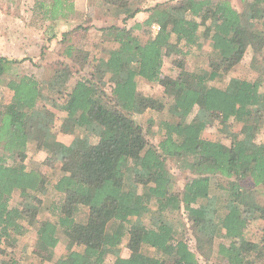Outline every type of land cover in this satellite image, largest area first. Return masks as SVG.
Returning <instances> with one entry per match:
<instances>
[{
    "label": "trees",
    "instance_id": "trees-1",
    "mask_svg": "<svg viewBox=\"0 0 264 264\" xmlns=\"http://www.w3.org/2000/svg\"><path fill=\"white\" fill-rule=\"evenodd\" d=\"M111 1L121 4L124 23L145 9L143 0ZM245 2V13L231 0L159 3L146 8L142 22L99 28L84 49L72 42L80 27L73 0L35 1L45 20L77 26L62 31L63 61L49 63L41 78L10 76L13 60L0 56V82L12 91L0 105V258H8L1 264H24L19 244L37 221L33 246L47 254L40 264L53 258L63 233L70 238L56 264H107L109 254L111 264H202L198 252L214 250L220 236L217 252L226 264L264 256V203L256 191L264 185V79L210 83L227 78L249 47L264 59V0ZM154 23L160 29L150 37ZM203 40L210 47L203 68L188 71L179 62L178 76L163 75L165 57L185 58ZM140 79L172 96L158 145L127 113L164 110L139 90ZM58 101L72 124L70 143L52 135L56 112L49 104ZM209 127L219 135L209 136ZM48 147L55 155L29 163ZM168 158L192 174L182 190L174 188ZM14 191L19 206L10 204ZM44 204L48 216L38 220ZM205 221L217 231L203 230ZM252 224L256 239L245 234ZM122 245L130 256L121 255Z\"/></svg>",
    "mask_w": 264,
    "mask_h": 264
},
{
    "label": "rangeland",
    "instance_id": "rangeland-1",
    "mask_svg": "<svg viewBox=\"0 0 264 264\" xmlns=\"http://www.w3.org/2000/svg\"><path fill=\"white\" fill-rule=\"evenodd\" d=\"M35 1L36 0H0V56H7L13 60L10 72L13 74L10 76H14L15 74H33L37 78H41L45 68L49 66V63L53 65L63 61V55L61 53L62 31L70 30L75 24V21L80 25V27L76 33L73 34L72 42H74L78 47L84 49L93 47L97 37L101 34L99 28L110 25L121 26L124 24L130 27L138 21L135 17H132L127 19L124 23L125 15L121 13L123 9L121 4L119 5L118 3V5H115L111 0H82L81 2H79V0H73L75 8H77L75 12L76 19L74 22L72 20L69 26H63L61 24L62 20L60 19L56 21H50L49 19L45 20L42 13L36 8L37 4ZM170 1L173 0H143L141 3H139V0H136L135 2H138L142 7H145V9L141 12L148 15L146 8ZM231 1L238 9H240L242 13L246 12V0ZM245 20L246 23L251 25L248 18ZM74 26L76 27L77 25L75 24ZM134 33L139 35L142 40L149 37L143 34L139 29H135ZM155 34L156 32L153 29L152 24L150 37ZM203 41L204 45L202 48L192 50V52L190 51L185 58H181L177 54L165 57L163 75L173 78L178 76L182 70V68L178 65L179 62H182L184 69L188 71H197L203 68L206 65L210 53V47L208 46L209 41ZM112 45V42L107 44L108 47ZM247 50L248 51L242 61L228 73L227 78L216 79L210 83L223 85L231 76H238L250 80H254L259 76H262L264 79V59L258 57L252 47H249ZM5 77L8 78L9 76L6 75ZM138 88L144 94L153 96L164 105V110L162 111L155 109H147L145 111H127L129 116L134 118L135 121L139 122L143 126L149 141L158 145L164 137L160 123L167 115L168 105L172 102V96L169 92H167L165 87L158 82L153 83L140 79L138 82ZM11 95L12 91L5 85L4 82H0V105L9 103ZM49 105L53 111L56 112V117L55 119L53 117L52 122V135L54 139L58 141L72 139L74 137V133H72V124L60 110L61 103L58 101L52 104L50 103ZM206 133L209 136H215L219 135V130L215 127H209L206 130ZM258 140L259 142L264 143V127L258 136ZM53 147L41 150L38 155L29 159V163L32 165H38L41 160L46 158V156L55 155ZM167 166L173 176L175 190H182L186 181L192 177V174L182 168L181 162H179L176 158H168ZM217 180L218 179L216 177H213V181L215 183H217ZM249 184L253 185L250 181ZM143 188V185L139 186L140 190ZM256 191L259 193V200L264 203V185L258 186ZM14 192L15 193L10 200V204L11 206H19L21 205L23 199L20 192ZM169 215L172 216L173 214L170 213ZM47 216V204H44L39 211L38 220ZM81 218H83V216ZM37 222H33L29 225V234L23 238L19 244L18 257L23 259L21 262L24 264H40V258H47L46 253L37 250L33 246L36 229L38 227ZM201 227L203 230L212 233L217 231V225L211 222L205 221ZM186 228L187 230H190L189 223H187ZM255 228V224H252V227H250V229H248L245 233L246 237L256 239V235H254ZM69 238L68 233H63L56 253L52 259H47L45 261L46 264H56L55 260H57L59 255L67 248ZM220 241L221 236L216 237L214 250L210 249L206 251V254L198 252V257L202 264H226L221 257L222 255L217 252ZM189 243L191 244V247L194 248L193 245L195 244V238L189 239ZM121 255H123V257L130 256L131 251L128 250L126 246L122 245ZM258 256L259 257L254 259L256 260V264H264V256ZM6 259L8 258L1 257L0 261ZM114 259L115 255L109 254L105 261L107 264H111Z\"/></svg>",
    "mask_w": 264,
    "mask_h": 264
},
{
    "label": "crops",
    "instance_id": "crops-1",
    "mask_svg": "<svg viewBox=\"0 0 264 264\" xmlns=\"http://www.w3.org/2000/svg\"><path fill=\"white\" fill-rule=\"evenodd\" d=\"M82 0H79V2H81ZM77 6H78V2H77ZM77 9V8H76ZM149 14V13H148ZM148 17V15L145 13H142V12H140V13H137L136 14V16H135V19H137L138 21L137 22H142V21H144L146 18ZM61 23H62V25L64 26V21H61ZM63 113V112H62ZM74 138V137H73ZM73 138L72 139H70V140H60V141H63V142H65V143H70L72 140H73Z\"/></svg>",
    "mask_w": 264,
    "mask_h": 264
},
{
    "label": "built area",
    "instance_id": "built-area-1",
    "mask_svg": "<svg viewBox=\"0 0 264 264\" xmlns=\"http://www.w3.org/2000/svg\"><path fill=\"white\" fill-rule=\"evenodd\" d=\"M153 29H154L155 32L157 33V32L159 31V29H160V25L157 24V23H154V24H153Z\"/></svg>",
    "mask_w": 264,
    "mask_h": 264
}]
</instances>
